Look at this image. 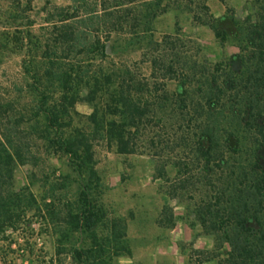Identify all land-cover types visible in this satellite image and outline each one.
I'll return each instance as SVG.
<instances>
[{
  "label": "trees",
  "instance_id": "trees-1",
  "mask_svg": "<svg viewBox=\"0 0 264 264\" xmlns=\"http://www.w3.org/2000/svg\"><path fill=\"white\" fill-rule=\"evenodd\" d=\"M100 1L101 11L96 9L84 16L62 8L58 42L85 51L95 46L106 54V44L99 37L88 40L84 27L99 21L114 32L130 25L139 29L167 10L162 7L165 0ZM253 5L254 12L243 21L226 15L216 17L206 3L201 7L204 16L194 15L196 22L209 26L221 42L230 36L236 40L239 52L228 59L214 65L200 63L183 56L177 50L178 38L167 35L164 43L155 44L170 46L172 62L153 57L149 61L151 75L145 79L133 77L126 69L112 92V114L118 119L110 122L108 138L122 154L154 150L157 176L171 181L168 194L178 197L188 192L194 200L196 222L214 236L218 251L207 260L216 259L217 264H264V0H254ZM228 20L233 24L232 32L226 28ZM53 68L47 67L44 72L49 81L54 79L59 84L60 96L43 93L45 106L31 118L36 125L28 130L23 126L24 113L15 116L12 102L0 100V264H16L11 252L28 260L25 256L34 245L27 231L36 222L64 225L62 239L68 242L76 234L77 242L84 236L91 239L90 244L71 245L76 264H104L101 258L110 242L109 238L100 240L97 231L103 213L90 185L93 179L99 180L93 133L72 128L79 100L76 85L83 80L75 71L81 67L63 71ZM74 74L78 76L75 79H82L75 83ZM103 78L113 83L112 75ZM85 80L98 84L101 78ZM167 80L177 81L174 92L167 89ZM31 140H43L50 154L66 155L78 176L88 177L87 183H80L77 200L66 197L63 202L57 194L60 184L49 183L48 174L44 178L49 191L42 199L30 186L15 188L19 165L39 167L40 157ZM169 166L176 169L173 179L168 174ZM32 175L37 178L36 172ZM162 213L159 224L174 228L177 217L173 209L165 205ZM123 229L126 237V224ZM113 232L121 233L116 225ZM124 248L119 246L115 255Z\"/></svg>",
  "mask_w": 264,
  "mask_h": 264
},
{
  "label": "rangeland",
  "instance_id": "rangeland-1",
  "mask_svg": "<svg viewBox=\"0 0 264 264\" xmlns=\"http://www.w3.org/2000/svg\"><path fill=\"white\" fill-rule=\"evenodd\" d=\"M100 0H0V100L13 104L14 114L25 115L23 126L28 130L36 125L31 118L40 107H44V92L59 98L58 83L49 81L44 70L47 67L63 71L71 66L81 69L83 80L77 86L78 102L75 105L72 128H81L93 133L95 169L99 175L90 184L103 218L98 226V237L109 238L102 256L104 264H217V260H207L218 250L214 236L205 233L194 216V200L189 193L172 197L168 194L171 181L157 176V157L154 150L134 154L118 152L115 142L108 138L110 122L118 117L112 114L115 107L112 92L117 82L122 81V72L129 69L131 75L145 79L151 75L150 59L159 56L172 62L170 46H157L156 41L167 35L177 42V50L183 56L193 57L200 63L214 65L239 52L235 39L221 42L207 25L196 22L194 15L204 16L201 8L206 3L216 17L226 15L228 19L243 21L255 10L254 0H165L162 7L167 10L153 18L139 29L125 26L112 31L102 22L89 24L82 29L88 40L99 37L101 43L109 45L103 54L101 50L82 47L66 48L58 42L62 8L70 13L84 16L96 10L101 11ZM50 18V19H49ZM49 19V20H48ZM96 20V19H93ZM226 28L234 27L227 21ZM110 36V40L107 37ZM167 57H166V56ZM112 75L111 85L104 75ZM76 76V74H74ZM162 77L161 74L158 75ZM74 77V82L82 78ZM101 78L86 83V78ZM177 81L167 80V89L174 92ZM57 91V92H53ZM56 93V94H55ZM94 114L95 118H91ZM35 153L40 157L39 167L31 164L19 165L15 172V188L30 186L39 199L49 191L44 174L49 175V183L60 184L58 195L78 199L80 183H87V176L80 178L70 165L66 155L50 154L43 140H31ZM37 173V178L33 177ZM173 179L176 169L168 167ZM81 181V182H80ZM62 187L61 185H64ZM198 195V194H197ZM169 205L177 217L176 228L159 224L162 210ZM127 225V236L123 226ZM113 225L121 233L112 234ZM65 226H55L46 222H36L27 231L30 243L34 245L26 259L18 252H11L16 264H76L70 254L74 240L63 238ZM114 233V232H113ZM91 243L89 237L77 242L79 246ZM60 244V246H59ZM125 246L120 255H115L119 246ZM62 250L59 252V248ZM16 248V246L14 247ZM228 249V246L225 247Z\"/></svg>",
  "mask_w": 264,
  "mask_h": 264
},
{
  "label": "water",
  "instance_id": "water-1",
  "mask_svg": "<svg viewBox=\"0 0 264 264\" xmlns=\"http://www.w3.org/2000/svg\"><path fill=\"white\" fill-rule=\"evenodd\" d=\"M107 50H109V45H107Z\"/></svg>",
  "mask_w": 264,
  "mask_h": 264
},
{
  "label": "crops",
  "instance_id": "crops-1",
  "mask_svg": "<svg viewBox=\"0 0 264 264\" xmlns=\"http://www.w3.org/2000/svg\"><path fill=\"white\" fill-rule=\"evenodd\" d=\"M174 228H176V226Z\"/></svg>",
  "mask_w": 264,
  "mask_h": 264
}]
</instances>
